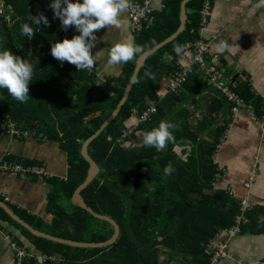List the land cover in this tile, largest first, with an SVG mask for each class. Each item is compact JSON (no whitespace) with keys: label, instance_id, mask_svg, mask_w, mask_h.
Listing matches in <instances>:
<instances>
[{"label":"trees","instance_id":"obj_1","mask_svg":"<svg viewBox=\"0 0 264 264\" xmlns=\"http://www.w3.org/2000/svg\"><path fill=\"white\" fill-rule=\"evenodd\" d=\"M182 1L165 0L163 10L153 13V23L136 37L135 44L142 51L127 62L121 78L110 80L109 93L97 94L93 68L92 72L77 71L74 65L67 62L61 65L50 55L51 43L76 35L70 27L66 31L61 28L50 4L42 0H5L6 13L0 15V50H11L28 60L34 66V73L26 103L15 100L6 89H0V118L3 113L9 115L16 122L18 132L59 141L69 155L70 174L66 180L53 178V182L60 183V195L65 200H72L88 174L90 165L81 155L84 141L116 110L137 59L178 29ZM39 2L40 8L35 10L34 5ZM203 2L192 0L187 4L190 13L183 34L146 60L118 117L89 146V154L100 172L82 194L89 207L119 224L116 242L107 247L84 248L36 237L0 208V215L20 229L33 245L35 254L44 255L46 260L41 264H180L178 258L183 264H211L214 254L211 250L209 253L207 244L226 234L239 214L238 202L215 186L218 167L211 160L228 126L225 121L215 123L219 122L223 106L229 108V104L217 94L209 100L203 117L193 120L190 111L175 113L178 105L186 100L184 94L168 93L159 101L156 96L161 80L178 71L174 63L179 56L173 51L174 45L185 47L199 39ZM38 12L47 17L49 26L32 25L36 33L29 39L21 34L20 25L31 24L29 14L35 16ZM165 54L171 57V63H161ZM146 73H151L154 79ZM241 85L235 92L253 104L257 115H264L259 101ZM208 89L202 77L196 75L183 90L195 97ZM150 101L155 102L156 114L139 124V132L151 130L161 120L172 124L178 117L183 123L179 129L173 128L174 142L168 143L161 152L152 147L135 146V132L124 137L128 131L126 122L133 115L139 119L151 106ZM213 127L216 128L212 133L201 137ZM179 149H183L181 154L177 152ZM169 163L175 171L165 177L163 168ZM57 192L50 200L55 218L49 226L35 225L26 217L24 220L54 237L76 242L101 243L113 236L114 227L109 222L94 217L82 207L68 211L59 202ZM251 214L252 211L247 217ZM249 221L253 223L249 228L251 234H264L262 222L258 223L260 227H253L255 220ZM246 226H242V232ZM36 263L34 259H24L22 264Z\"/></svg>","mask_w":264,"mask_h":264},{"label":"crops","instance_id":"obj_2","mask_svg":"<svg viewBox=\"0 0 264 264\" xmlns=\"http://www.w3.org/2000/svg\"><path fill=\"white\" fill-rule=\"evenodd\" d=\"M42 1L48 4L52 2V0ZM73 1L76 2V0ZM135 1L145 0H131V2ZM147 1L154 12H161L164 8L165 0ZM35 4L37 7L34 9H39L40 2ZM8 8L11 9L10 6ZM188 13H190L189 10H187V15ZM207 18L208 23L203 29L201 37L211 44L209 61L216 58L217 65L227 75L243 76L246 82L240 85L245 89L248 88L254 98L259 101L261 108L264 109V0H211ZM70 28L76 32V35L79 34L73 27ZM94 35L97 37V43L91 52L96 60L93 67L96 76L95 90L97 94L109 93L108 83L110 80H117L123 76L127 63L106 67L105 50L118 42H135L137 36L131 27L127 11L121 16L120 28L100 29L94 32ZM101 37L103 40L100 39ZM221 39L227 41L229 47L223 54H218L215 51V45ZM190 60L191 55L184 53L183 57L178 58L174 64L177 69L187 67L190 65ZM171 62L172 59L167 54L161 58L162 64ZM196 75L200 74L195 73L191 78ZM200 77L202 76L200 75ZM167 78L161 80L156 91L158 101L169 93L166 84ZM183 89L178 95L184 94L187 101L179 104V110L175 113L187 110L193 115V120L201 119L209 100L215 98L217 93L208 89L192 97L189 93H184ZM193 102L197 105L194 106ZM149 103L155 106V102L150 101ZM247 105L256 112L252 103L247 102ZM8 120L16 128L17 124L10 116ZM8 120H4L3 116L0 118V164L9 161L25 167L39 165L46 170L50 177L0 169V203L24 223H27L24 220L26 217L32 219L35 225L49 226L55 218L54 208L50 202L53 193L56 194L58 191V200L68 211L78 207L74 203L75 194L72 200H65L60 195V183L53 182V178L68 179L70 174L69 155L63 150L59 141L47 140L31 133L26 134L23 131L11 134L9 124H7ZM222 121L227 122V130L220 139V146L211 160L215 159L226 174L223 181L219 183V187L217 184L216 187L221 191L233 193L235 196L233 199L238 203L241 199L246 198L252 207V214L249 218L247 217V226L241 234L231 239H228L224 233L219 235V240L228 241L230 254L234 258L220 264H264V234H251L249 229L253 225V223L250 224V218L255 220L253 227L259 226L261 222L264 224V139L260 138L258 126L253 122L248 109L240 108L234 113L230 107L223 106L219 122L215 124L219 125ZM139 124L136 115L126 122L127 129L137 134L135 146H141ZM182 124V119L178 117L172 123L175 129H179ZM173 128L170 131H173ZM214 128L216 127L206 130L201 134V137L212 133ZM185 146H189L188 141ZM182 151L183 149H179L177 152L181 154ZM188 151L190 153V150ZM0 208L3 209L2 206ZM4 212L7 214L5 210ZM7 216L23 227L10 215L7 214ZM28 225L36 229L35 226ZM40 232L50 235L45 231ZM14 242L21 243V245L19 243L17 245L28 256L25 258L26 260L34 259L36 264H41L44 255H36L33 245L24 237L20 229L0 215V264H16L17 250L12 247Z\"/></svg>","mask_w":264,"mask_h":264},{"label":"clouds","instance_id":"obj_3","mask_svg":"<svg viewBox=\"0 0 264 264\" xmlns=\"http://www.w3.org/2000/svg\"><path fill=\"white\" fill-rule=\"evenodd\" d=\"M49 7L54 18L59 19L63 30L73 27L79 34L71 39H63L51 43L50 55L62 65L67 62L74 65L77 71L91 70L96 63L91 50L96 46L97 37L94 32L100 29L120 28L121 16L132 7L131 0H52ZM29 23L20 25L21 34L31 39L36 31L32 25L43 24L49 26V20L38 12L33 16L29 14ZM103 40V37L100 38ZM229 47L227 41L221 39L215 45V51L223 54ZM142 51L134 41L118 42L105 50L106 67H115L132 61ZM173 51L177 56L184 53V47L176 44ZM34 66L26 59L14 55L11 50H0V89H6L15 100L26 103L29 97V83L33 81ZM150 78L151 73H146ZM135 80V78H133ZM173 125L161 120L158 126L149 131L139 133L140 144L144 147L155 148L157 152L163 151L168 143L174 142ZM175 171L171 163L163 168V175L170 176Z\"/></svg>","mask_w":264,"mask_h":264},{"label":"built area","instance_id":"obj_4","mask_svg":"<svg viewBox=\"0 0 264 264\" xmlns=\"http://www.w3.org/2000/svg\"><path fill=\"white\" fill-rule=\"evenodd\" d=\"M132 7L127 10L131 27L135 32V36L141 34L144 27L149 26L153 23L154 10L150 6V3L145 0L142 2H131ZM211 4V0H204L202 9H201V22H200V30L199 35L200 39L196 40L193 43H189L184 47V53H188L191 55L190 65L187 67H179L178 71L175 72L171 77L167 78V90L170 94L178 95L181 90L188 83L189 79L194 76L195 73H199L202 76L203 82L207 85V87L216 92L219 96H222L223 99L229 104V107L232 112H237L240 108L248 109L253 119V122L258 126V132L261 139H264V115H257L255 111L245 103L243 99H241L238 94L235 92V89L242 83L246 82V79L241 76H231L227 75L224 70H221L217 65L218 60L213 58L209 61L211 44L202 39L201 34L203 29L207 26L208 18L207 13L209 11ZM7 4L5 0H0V15H5ZM9 20V17L7 16ZM65 37H68V32H65ZM183 53V54H184ZM183 55L178 58H182ZM179 61V60H178ZM92 72L91 70H88ZM156 114L155 106L151 105L145 112H143L142 116L139 118V123L145 122L152 118V116ZM4 120H8L9 116L6 114H2ZM8 120L7 124L10 127L11 134H18L16 128L12 123ZM132 130H128L124 133L125 136H129L132 134ZM27 134V133H26ZM220 148V147H219ZM214 165H217V171L214 177V184H216L223 180L225 176V170L213 159ZM1 170H10L11 172H19V173H32L40 176L50 177L46 170L39 165L25 167L21 164H17L15 162L4 161L0 164ZM232 198H235L233 193H230ZM239 214L235 218L234 226L226 231V235L228 239H231L242 233V225L247 224V214L252 211V207L249 201L244 198L239 201ZM208 247V251L213 253V258L211 264H218L221 261H229L234 259L233 255L230 254L228 241H221L218 239H214ZM12 247L15 248L16 251V264H22L23 260L28 257L25 255L24 251L18 247L17 243H12ZM46 258L43 257L42 261H45Z\"/></svg>","mask_w":264,"mask_h":264},{"label":"water","instance_id":"obj_5","mask_svg":"<svg viewBox=\"0 0 264 264\" xmlns=\"http://www.w3.org/2000/svg\"><path fill=\"white\" fill-rule=\"evenodd\" d=\"M190 1H192V0H183L181 3V14H180V22L181 23H180V26L177 29V31L173 32V34L170 37H168L166 40H164L163 42H161L160 44H158L157 46H155L151 50L144 52V54H142L138 58V60L136 62L135 70H134L132 78L130 80V83H129L128 87L126 88L125 94H124L121 102L117 106L116 110L114 111L112 116L100 127V129L98 131H96L91 137H89L88 139H86L84 141L83 146L81 148V155L89 163L90 167H89L88 174H87L85 181L82 183V185L75 192L74 203L78 207H82V208L86 209V211L91 213L94 217H96L100 220H104V221L109 222L114 227L113 236L109 240H107L106 242H101V243L76 242L73 240H65V239H61L58 237H53V236L44 234V233H42L36 229L31 228V226H29L27 223L22 222L9 209H7L6 206H4L2 203H0V206L3 207V209L7 212L8 215H10L12 218H14V220H16L18 223H20L24 228H26L33 235L44 237V238L53 240L55 242H60V243L69 244V245L76 246V247H84V248L107 247L109 245H112L119 238V235H120L119 224L110 216L100 214V213L96 212L93 208L89 207L86 204L84 197H83V194H82L83 190L86 189L94 181V179L98 176V174L100 172L99 166L97 165V163L92 159V157L89 154V146L92 143V141L118 117L120 111L122 110L123 106L126 104L128 98H129L130 92H131L133 85L135 84V82L138 78V75H139L141 69L146 64V60L151 55L155 54L158 50H160L161 48L170 44L173 40L177 39L181 34H183V32L186 29V24H187V19H188L186 7ZM133 78H135V80H133Z\"/></svg>","mask_w":264,"mask_h":264},{"label":"rangeland","instance_id":"obj_6","mask_svg":"<svg viewBox=\"0 0 264 264\" xmlns=\"http://www.w3.org/2000/svg\"><path fill=\"white\" fill-rule=\"evenodd\" d=\"M36 7H37V4L34 5V8H36ZM180 93H181V92H180ZM180 93H179V94H180ZM253 97H254V96H253ZM245 103L247 104V102H245ZM222 181H223V180H221V181H219V182L217 183V186H218V187H219V183L222 182ZM228 193H229V192H228ZM229 195H230V193H229ZM231 197H232V196H231ZM232 199H233V198H232ZM216 237H217V236H216ZM214 239H215V238H214ZM214 239H212V240L207 244L208 247H209V245L211 244L212 241H215ZM181 260H182L181 258H178L179 263H180V264H183V263L181 262Z\"/></svg>","mask_w":264,"mask_h":264}]
</instances>
